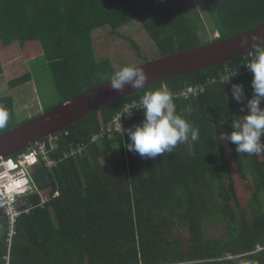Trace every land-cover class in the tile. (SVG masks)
Instances as JSON below:
<instances>
[{
	"label": "trees",
	"instance_id": "trees-1",
	"mask_svg": "<svg viewBox=\"0 0 264 264\" xmlns=\"http://www.w3.org/2000/svg\"><path fill=\"white\" fill-rule=\"evenodd\" d=\"M181 1L0 0V107L9 112L0 137L18 128L9 91L31 81L32 60H46L61 104L107 82L101 76L115 71L111 61L96 59L97 31L108 28L119 36L137 21L160 58L231 40L264 24V0H201L210 14L209 29ZM214 34L218 38L208 41ZM253 56L154 84L54 135L60 140L50 156L58 167L49 170L42 162L33 170L36 185L52 201L19 220L11 247L0 214V264H163L257 254L235 262L249 264L261 258L264 152L238 154L236 145L221 137L233 131V119L247 114L232 98L231 84H243L246 98L252 97V73L243 64ZM229 69H238L240 77L221 81ZM196 87L203 91L185 98ZM159 89L173 96L175 114L199 129L197 141L189 136L174 152L141 158L125 147L130 141L124 130L144 118L134 109L130 121L92 142L127 104H139L145 93ZM209 218L226 225L228 235L205 240Z\"/></svg>",
	"mask_w": 264,
	"mask_h": 264
},
{
	"label": "clouds",
	"instance_id": "clouds-1",
	"mask_svg": "<svg viewBox=\"0 0 264 264\" xmlns=\"http://www.w3.org/2000/svg\"><path fill=\"white\" fill-rule=\"evenodd\" d=\"M264 35L253 34L251 43L254 48V56L249 62L243 64L252 73L251 87L253 95L246 98L244 85L241 83L231 84L232 98L241 105V111L247 109V114L242 118L233 119L231 133H224L232 144L236 145L238 154L258 155L264 152ZM242 47L249 44L247 36L240 42ZM234 71L228 78L238 75ZM147 73L139 67L122 66L111 76L102 75L101 79L110 82V87L116 91H123L126 85L140 89L144 87ZM143 113V120L133 127L127 128L129 138L125 147L128 151L139 154L141 158L154 159L158 155L174 152L178 144L185 143L189 136L193 142L199 139V129L193 127L181 116L176 115L173 107V96L164 89L145 93L139 101ZM131 116L133 111L126 112ZM9 120V112L0 107V129H3ZM220 137V138H221Z\"/></svg>",
	"mask_w": 264,
	"mask_h": 264
},
{
	"label": "water",
	"instance_id": "water-1",
	"mask_svg": "<svg viewBox=\"0 0 264 264\" xmlns=\"http://www.w3.org/2000/svg\"><path fill=\"white\" fill-rule=\"evenodd\" d=\"M253 34L264 35V24L231 40L217 41L185 53L160 57L139 66L147 73L148 77L144 87L140 89L126 85L123 91H116L111 89L108 81L97 85L68 102L56 106L49 113H45L1 136L0 156L11 158L35 143L58 135L92 114L98 113V111L154 84L228 65L247 57L254 53L251 43ZM245 36L249 38V44L242 47L240 42Z\"/></svg>",
	"mask_w": 264,
	"mask_h": 264
},
{
	"label": "rangeland",
	"instance_id": "rangeland-1",
	"mask_svg": "<svg viewBox=\"0 0 264 264\" xmlns=\"http://www.w3.org/2000/svg\"><path fill=\"white\" fill-rule=\"evenodd\" d=\"M181 4L191 9V17L198 20L202 28L203 26L205 29L210 28L206 22L210 14L201 0H182ZM118 33L119 36H114L111 30L106 28L93 34L97 61H111L116 72L122 66L139 67L159 58L156 47L137 21L130 22ZM217 38L218 36L214 34L207 40ZM132 44L138 49V53L132 48ZM28 68L31 81L9 91L15 109L14 124L18 127L47 113L49 109L59 106L62 102L48 72L46 60L43 58L32 60L28 63ZM242 194L247 198L245 190H242ZM183 233L187 236L186 231ZM204 235L205 238L223 237L228 235V230L219 220L209 218Z\"/></svg>",
	"mask_w": 264,
	"mask_h": 264
},
{
	"label": "built area",
	"instance_id": "built-area-1",
	"mask_svg": "<svg viewBox=\"0 0 264 264\" xmlns=\"http://www.w3.org/2000/svg\"><path fill=\"white\" fill-rule=\"evenodd\" d=\"M234 71H238V69H229L221 81L228 82V78ZM248 72L251 73L250 70ZM234 77L239 78L240 72ZM201 91H203V88H191L184 95L185 98H188L190 95L196 96ZM134 109H140V104H127L122 114L113 123L107 128L102 127L101 131L93 136L92 142L104 138L108 133L113 131V128L121 125L122 122L130 121L133 118V114L129 117L126 112L133 111ZM46 140L35 143L24 152L15 154L11 158L0 156V214L4 216L7 223V243L9 247H11L14 237L18 234L19 220L24 216L31 215L37 208H46L52 201L51 197L40 191L33 178V170L40 163L43 162L44 166L49 170L59 165V162L50 156V152L58 145L59 137L51 136ZM83 150L84 146L79 147L78 153H81ZM72 154H75V152H72ZM59 195L60 193L56 192L53 199L58 198ZM35 197H38V203L33 202Z\"/></svg>",
	"mask_w": 264,
	"mask_h": 264
},
{
	"label": "crops",
	"instance_id": "crops-1",
	"mask_svg": "<svg viewBox=\"0 0 264 264\" xmlns=\"http://www.w3.org/2000/svg\"><path fill=\"white\" fill-rule=\"evenodd\" d=\"M218 238V237H217ZM216 238H205V240H213ZM262 251V257L259 259H256L255 261L249 263V264H264V246L262 249H260L258 252ZM257 254H242L238 256H233V255H228L224 254L223 256L215 259H200L196 260L194 262H188V263H173L172 261L170 262H165L163 264H235L236 261L242 260L243 257L250 258L252 256H255ZM245 264V263H242Z\"/></svg>",
	"mask_w": 264,
	"mask_h": 264
}]
</instances>
